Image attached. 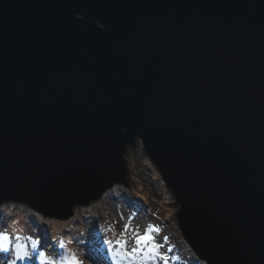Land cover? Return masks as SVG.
Listing matches in <instances>:
<instances>
[{
  "label": "water",
  "instance_id": "95a60500",
  "mask_svg": "<svg viewBox=\"0 0 264 264\" xmlns=\"http://www.w3.org/2000/svg\"><path fill=\"white\" fill-rule=\"evenodd\" d=\"M141 139L208 264H264V0H0V204L68 218Z\"/></svg>",
  "mask_w": 264,
  "mask_h": 264
},
{
  "label": "rangeland",
  "instance_id": "374dc122",
  "mask_svg": "<svg viewBox=\"0 0 264 264\" xmlns=\"http://www.w3.org/2000/svg\"><path fill=\"white\" fill-rule=\"evenodd\" d=\"M125 157L129 168V185L118 184L115 190L117 199H113L108 204L103 201L98 207L88 211L84 208H74L73 214L64 219L47 216L23 203L8 202V204H0V226H2L0 228H8L9 232L25 238L32 237L35 240L39 238L37 251L44 250L49 257L59 259L66 250L68 253H75L82 264H87L88 250L95 248L105 260V264H113L104 240L125 239L121 235L124 218L128 217L129 222L140 218L146 227L151 224L160 229L156 238L161 244L160 252L169 258V264L179 262L173 260L166 245L165 237L167 238L171 233L181 243L179 257L183 260L188 259L183 264H208L206 260L198 258L193 253L191 246L182 237L175 215L178 205L174 195L166 186L156 166L147 157L141 139H138L136 144L129 145ZM162 211L163 215L170 219L171 224L165 222L159 224L158 214ZM145 228L138 230L143 233ZM132 230L133 228H130L127 233L129 250L133 246L130 239L133 235ZM61 240L64 241V249L58 247ZM4 255L0 253V257ZM116 259L120 264H127V258L117 255ZM23 262L36 264L35 257ZM132 264H154V262L151 259L141 261L137 258ZM157 264L162 262L157 259Z\"/></svg>",
  "mask_w": 264,
  "mask_h": 264
},
{
  "label": "snow or ice",
  "instance_id": "6c2138e0",
  "mask_svg": "<svg viewBox=\"0 0 264 264\" xmlns=\"http://www.w3.org/2000/svg\"><path fill=\"white\" fill-rule=\"evenodd\" d=\"M132 219L131 217L129 218ZM130 223L123 226V240H104L107 252L111 254L113 264H120L116 256L127 258V264H132L134 260L139 258L141 261L151 259L157 264V259L162 264H169V258L160 252L161 244L157 241V234L160 229L155 225H148L143 233L138 229H133V235L130 237L133 246L128 249L127 233L130 229ZM165 239H167L165 237ZM30 245V246H29ZM39 241L32 237H22L7 230H0V253L5 254L0 257V264H18L25 260H32L35 257L36 264H82V261L75 253H68L66 250L60 255V258L49 257L44 250H38ZM61 249L65 248L64 241L58 244ZM170 250V249H169Z\"/></svg>",
  "mask_w": 264,
  "mask_h": 264
},
{
  "label": "bare ground",
  "instance_id": "6f19581e",
  "mask_svg": "<svg viewBox=\"0 0 264 264\" xmlns=\"http://www.w3.org/2000/svg\"><path fill=\"white\" fill-rule=\"evenodd\" d=\"M126 156V155H125ZM119 183L113 184L111 187H109L98 199H95L91 201L88 204H82L75 207V209H81L84 208L85 210H91V208L98 207L103 201H106L107 204L112 201L113 199H117V194L115 193V190L117 189ZM5 202L4 204H6ZM8 204V203H7ZM130 223L131 227L133 229H139V228H145L146 225L140 218H136L135 221L129 222L128 217L124 218V223L121 225V228L123 229V226L125 224ZM86 258L88 259L86 262L87 264H93L92 262L96 264H105V260L99 255L98 251L95 248H89Z\"/></svg>",
  "mask_w": 264,
  "mask_h": 264
},
{
  "label": "trees",
  "instance_id": "16d2710c",
  "mask_svg": "<svg viewBox=\"0 0 264 264\" xmlns=\"http://www.w3.org/2000/svg\"><path fill=\"white\" fill-rule=\"evenodd\" d=\"M158 221H159V224H160V222H165L166 224H171L170 219L167 216L163 215V211H162V213L160 212L158 214ZM0 227H2V226H0ZM0 229L9 231L8 228H6V229L0 228ZM36 240L40 241L39 238H37ZM166 241H167L166 245L168 247V250L170 249L169 251H170V254H171L173 260L179 261L178 264L186 263L188 259L186 258L185 260H183L178 255L181 251L180 250L181 249V243L179 242V240L177 238H175L171 233L170 235L169 234L167 235Z\"/></svg>",
  "mask_w": 264,
  "mask_h": 264
}]
</instances>
